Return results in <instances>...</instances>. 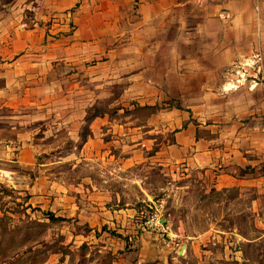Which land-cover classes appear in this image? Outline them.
I'll return each mask as SVG.
<instances>
[{
    "label": "rangeland",
    "instance_id": "374dc122",
    "mask_svg": "<svg viewBox=\"0 0 264 264\" xmlns=\"http://www.w3.org/2000/svg\"><path fill=\"white\" fill-rule=\"evenodd\" d=\"M123 3L0 0V264H264V44L173 70Z\"/></svg>",
    "mask_w": 264,
    "mask_h": 264
},
{
    "label": "crops",
    "instance_id": "0c3cea01",
    "mask_svg": "<svg viewBox=\"0 0 264 264\" xmlns=\"http://www.w3.org/2000/svg\"><path fill=\"white\" fill-rule=\"evenodd\" d=\"M123 1L128 12L123 15H130L127 22L131 24L120 29L129 42L120 46V51L159 54L166 47L172 54L173 70L184 68L180 64H187L193 55L198 62L200 55L212 62L211 69L222 70L224 54L235 57L244 42L247 51H252L257 40L264 44V0ZM134 7L136 14L131 16ZM141 43L146 45H138ZM232 180V176H225L221 185ZM122 213L127 219L133 215L131 210ZM118 225L124 226V222Z\"/></svg>",
    "mask_w": 264,
    "mask_h": 264
}]
</instances>
